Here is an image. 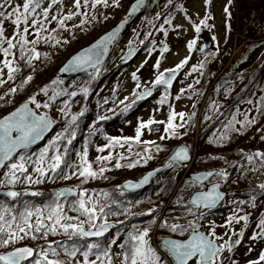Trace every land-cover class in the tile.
<instances>
[{
	"label": "trees",
	"instance_id": "trees-1",
	"mask_svg": "<svg viewBox=\"0 0 264 264\" xmlns=\"http://www.w3.org/2000/svg\"><path fill=\"white\" fill-rule=\"evenodd\" d=\"M131 1L132 0H130V2ZM158 1L159 0H148L143 14L147 15L151 7L157 6ZM249 26L251 27V31L246 34V36L249 38V41L242 42L239 40L241 43L240 45L246 47V50L242 55V60L237 62L233 61V58L237 54L236 52L227 68L219 75L205 100L204 98L206 96L207 89L210 86L211 80L213 79V72L215 68L220 71L224 67L220 57L223 54L230 56L231 47L228 42L224 46L223 50H220L221 47L217 48L216 50L203 48L204 51L199 53L197 63L194 67L197 69L195 72L198 74V82H200L201 85L199 95L200 100H204V102L202 107L200 103L196 105L194 113L187 120V125L179 132V135L175 137H167V134L165 133L164 136L166 138H159L158 140H148L143 136L141 137V141H154L155 144L136 143L135 141L130 140L129 143L132 145V150L128 152L127 155L123 156L127 157L126 159H119L121 155H115L112 157L111 161L98 162L97 159L87 160L93 171L99 172L101 167H104L107 170L102 175H98L96 178L89 177L86 182L84 177H80L78 175V171L76 175H72L73 168H66L64 165L61 166L63 171L57 170L56 173L49 172L45 177L38 176L37 178H33V180L39 179L43 182L32 183L31 185H29L28 181L24 179V177L28 175L27 172L24 174L20 173L18 175V180L14 184L7 183L8 178L6 176L5 178L1 179V182L3 183L0 185V191L15 189L18 190L21 195L13 200L0 194V214H5L4 209L9 208L11 211L6 214L9 218L12 215H17L19 212L24 211L25 202L28 203V206L32 208L33 211L36 207L48 209L47 206L52 205L53 201L57 199L56 190L60 183H64L65 185L74 188L78 192L77 197L74 199L59 200L60 203L64 204L65 215L79 217V220L81 221L87 220V217L81 216L78 211L70 210L71 202L80 199V194L84 192L83 198L85 200H91V203L87 206H94L96 209L95 224L99 226L105 222L115 223V228L111 231L110 236L113 235V237H117L118 234L117 239H120L121 243H124V241L128 239L127 234L133 231V226H145L146 228L150 227L152 230L154 225L151 224V221H157L166 200L170 198L173 192L174 193L171 199L173 204L170 205L171 208H166L159 224L163 223L164 221H167L168 223L185 224L188 221H191L192 218H196L197 220V218L201 216V213H203V218L199 220L200 222L206 217V215H209L210 212L197 211L188 203V198L191 195V192L189 193L188 187L191 186V188L195 189L198 186L195 183L190 182L184 176L176 188L178 180L183 176L186 170L185 166L181 167L176 164L174 167L161 169L157 173L149 188L145 192V194L148 196L147 200L150 201L144 204V209H151L154 207L153 205L155 203H160V206L151 215H146L144 213H131V207L137 203V196L129 195L127 193H120L118 190V186L122 181L127 179L137 180L146 171L166 164L169 155L180 143L186 144L189 147L190 152L195 145L196 151L194 159L188 171H198L200 169L227 171L228 178L226 181L218 176L215 177L218 180L222 179L221 185L223 188L229 189V191L226 193L231 199V203H228V200L226 199L224 204L217 208V213H222L226 208L232 206L242 204L247 205V203H252L253 197H255V200L264 199V190L259 188L260 184L258 177L260 174L258 172L245 186L239 187L237 189H235L237 184L234 186L235 182L233 181V174L231 173V170L234 169L235 166L243 168L242 162L247 160L246 154H253L257 151L264 153L263 139L261 138L264 137V104L261 103V101L264 100V97L259 95L264 90V65H261L264 55H262L260 60L255 62L256 64L253 68L251 64L250 70L248 68L249 64L247 60L249 51L255 49L259 43L264 44V16L260 13L257 15V19L249 23ZM59 31V29L53 31V39L56 38V36L59 34ZM152 40L153 36L151 34L145 40V49L151 47ZM145 49L139 50V55L143 54ZM243 59H246L245 62ZM201 64H203V67H200ZM31 67L32 66H30V70L28 71L26 77L15 86L16 91H22L19 101H25L29 98L28 91L31 92L29 95H32L33 93L46 95L41 91V89L47 88L48 90L49 88H53L57 94H55L53 97L54 99H48L47 97V103L51 106H58V101L63 100L66 97L64 88H59L60 85L63 86L65 84V80L60 79L56 75V69L52 72V74H50V76H45L36 72L35 69H31ZM237 67L241 71H238ZM101 68H104V66ZM110 71L112 72L113 70ZM31 72H33L32 81L30 80L29 82L25 83L27 78L31 76ZM103 72L107 71L104 69ZM100 73L95 78H92L93 73L83 75V77L87 78L88 80L89 90L91 92H94V90L97 89V86L101 81ZM54 81H56V83H53ZM238 83H240V89L234 92V88L238 85ZM11 85H14V83H11ZM226 88L228 89L229 94L233 93V95L228 98L224 97V90ZM163 92L165 95L171 93V91L168 90H163ZM73 98L74 97H72V100L67 102V107L71 106ZM9 100L10 96L6 98V101L11 103ZM248 101H251L252 103H248ZM87 102V98L83 99L79 107H72L71 109L67 110H72V112L75 113L74 116L77 117L75 123L72 121V115L70 116L68 112L63 113L59 111L57 117L53 120V137L49 138L53 134L52 133L42 144L36 146L35 148L25 149L20 154L14 156L9 161V163L14 162L15 157H20L22 154L31 155L32 160L28 164V167L29 172L33 173V162L36 161L39 153L49 144L50 141H52V139L54 140L60 133H65V129H67L69 132H76V139L73 140L71 145L67 144L66 140L60 141V150L63 152L64 149L67 148L68 153L65 157L66 163L68 165H74L77 169H79L81 165L79 154L83 152L85 147L87 148L88 152L87 157H89V152L97 150L95 142L98 145L97 140L104 137L106 130L105 124L113 123L110 117L105 120H99L97 118L93 119L91 115H94L96 111L87 106ZM131 102H127V104H130ZM12 105L14 104H0V116L7 112ZM138 107L139 104L136 102L131 108H129L127 112L122 111L121 114L114 116L113 121L120 122L123 118L125 119V117H127L130 112L136 110ZM82 112L83 115H80ZM197 117L200 123L198 128L196 127ZM246 117L247 120H255V123L247 124L246 127L242 126ZM236 121H239L240 123H237ZM226 122L229 123L227 124ZM230 123L234 124L235 128L239 131L229 130L228 125ZM90 132L93 134L90 135ZM225 132H227L229 137L228 142L225 145L217 146L209 143L210 140L225 134ZM156 145H159L162 150L157 151ZM124 146L128 145L125 144ZM111 149H119V147H114ZM145 149H150V151L146 152ZM137 153L140 155H137ZM52 154L53 152L50 150L49 156ZM148 155H150L152 158L148 159L146 162L145 160L141 159V156ZM211 156H223L224 159H211ZM136 160H140V163L136 167H127L128 164L133 163ZM117 162L123 166L119 168L115 167ZM249 164L255 168V170H257V168L260 167L261 161L257 159L255 164ZM65 174L71 176V178H59ZM261 176L264 175L261 174ZM26 188L37 189L40 195L35 198L28 197L24 194V190ZM175 199L178 201L177 203H175ZM138 201H142V199ZM143 202H145V200ZM100 208L104 209L103 213L100 212ZM188 209H192V212L190 213ZM192 213H194V215ZM77 222L79 221H62V223ZM22 223L23 222L19 219L16 222H13L10 231H16L18 235H22L23 241L11 242L5 247H0V252L8 250L9 247L13 248L21 245H28L35 248V257H38L37 253H39L41 249H47V243L52 242V248H56L60 255L53 256L49 251V259H58L64 261L65 264H77L76 260L70 261V258L64 253L63 249L59 247V245L71 246L73 243V240L68 239V236L63 232L62 229L58 227L57 233L55 235L49 233L46 239L38 238L33 240L30 236H26L24 233L18 231L17 225H22ZM49 223L51 222L47 221V224ZM7 226L8 225L5 224V227ZM84 227L85 229H89L90 225L85 222ZM248 227H250V225ZM186 234L187 233H185L184 236ZM164 235L178 238L182 237L179 233H172L167 228H157L155 240L158 242V238ZM54 237L59 238L60 240L62 238L63 240L57 241L53 239ZM102 239L107 240L108 237ZM94 241L96 240L87 242ZM78 242L83 243L84 241L81 240ZM161 251L163 250L161 249ZM233 255L234 253L230 252V260H228L229 264H231V260H233ZM25 264H32V262L30 261Z\"/></svg>",
	"mask_w": 264,
	"mask_h": 264
},
{
	"label": "rangeland",
	"instance_id": "rangeland-1",
	"mask_svg": "<svg viewBox=\"0 0 264 264\" xmlns=\"http://www.w3.org/2000/svg\"><path fill=\"white\" fill-rule=\"evenodd\" d=\"M258 1L259 0H232V3L229 5L228 0H211L210 4H206L205 0H172L171 3H168V0H159L157 6L151 7L147 15L143 14L140 17H137V19L133 20L128 25L127 30H125L120 40L114 44L104 68H99L93 72L92 78H95L101 72V81L94 92L89 90L87 78L81 76L70 79L69 81H65L63 86H59L61 89L64 88L66 97L63 99L64 101H58V106H51L47 103V97L48 99H53L55 94H57L53 88H49L46 95L36 93L29 95L28 93L29 98L33 96L36 97L37 103H39L41 107L37 108L35 104H31L38 114L45 112L50 118L54 120V118L57 117L59 111L63 113L68 112L70 116L72 115L74 117L75 113L72 112V110H67L71 109L72 107H79L82 100L87 98V106L96 111L94 115H91L93 119H98L101 116L109 118L112 116V114L114 117L122 113V110L125 108L127 102H131L136 99V96L133 95L134 92L139 94L145 88L153 86V81L160 73H163L168 69L175 68V66L182 60H184L186 57H189L188 63L184 69L185 71L188 67V71L185 74H183V71L180 75L181 79L175 83L174 88L171 89V93L167 95V103H158V101L163 96H165L163 90H161L160 92H156L153 95L154 98L151 101L141 104L136 110L130 112L127 117H125V119L123 118L120 122L113 121L112 124H105L106 130L104 137L97 140L98 145L95 142L97 149L105 147V151L99 152L95 150L89 152V157H87V160H95L100 156H108L110 152L112 157L115 155H127V153L130 152L128 150V146H116V148L119 147V149L114 150L107 148L106 146L108 141L106 140V137L118 138L121 139V141H123V138L135 137L136 128L138 127L140 121L147 122L149 119H153L155 121L166 122L169 113L173 110L176 113L182 112L185 114L184 120H181L179 116H177L176 121H174L176 124H183V127L178 129V132H180L187 125V120L194 113L196 105L199 103L201 104V102L203 103L210 92L208 91L206 93L203 101L200 100L199 95L196 98H191V100L185 98L176 99V97L179 96L177 94L178 91H188L190 87L197 86L198 74L193 71V67L196 65L199 53L201 52L199 49L205 48V42L208 41V49H216L218 46V48L221 47L220 50H223L224 46L229 42V45L232 49L231 53L234 52L235 54V51L237 50V54L234 58L232 57L234 54H232L230 57L227 54H223L220 57L221 62L226 65L232 60V58L233 61L236 62L242 60V55L245 52L246 47L240 45V41H249V38L246 36V34L251 31L249 23L257 19V15L261 13V9L258 7ZM17 2L21 1L17 0ZM81 2L83 5V0H81ZM129 2L130 0H119V6L117 7L115 6V0H108V7H105L101 4L93 8L91 6V0H89L87 7L82 6L80 9H76L73 7L74 0H62L60 4L52 6L50 8L49 18L44 21L45 30H42L39 37H37L36 30L31 29V35H34V38L28 37L30 41L39 38L42 44H28V49H25L24 51V59H20V46L17 45V48L14 49V52L12 51V56H14V58H7L9 60L14 59V61L12 60L13 67H18L22 64V62H25V66L22 67L18 72L14 73L13 78H23V76L30 70L26 67V61L30 55L28 50L33 47H35V50L38 53H40L42 49L45 50V48L47 52L45 56L41 57L40 55L39 59L35 60L40 63L38 69L34 68L35 71L45 76H50V74H52L55 69L57 72L59 66L75 52V49L82 48L91 43L100 34L109 30L115 23L122 19L128 8ZM49 3L50 0H41V7L43 8L48 6ZM225 6H228L230 16L226 15L224 12ZM58 11L59 15H57ZM76 12L81 14L73 15L71 20L65 21V27L61 28L58 23L59 19L67 16L69 13ZM84 13H87V16H85ZM53 15L57 17L56 20L51 19ZM206 15H211L212 17L207 21L208 25L211 27L205 28L203 25H201V35L199 36V33L195 32L193 25L200 24V21L204 19ZM93 17H95V19H93ZM38 19H43V17L38 16ZM166 19H171L172 23L166 24L164 22ZM82 21L86 22L82 23ZM77 25H79V27H77ZM177 25L180 27L177 28ZM161 27L167 31V35L164 34V31H161ZM56 29L60 30L58 32L59 34L55 39H49V37L52 35V32L54 30L56 31ZM135 33H138L139 35L135 39L136 41H132V37ZM149 33H151L153 36L152 45L151 47L145 49L144 43L146 38L149 36ZM6 35L11 36L12 29L10 33L6 32ZM213 37H215V39H213ZM192 39L197 40V45L196 48L190 52L187 48V43ZM165 45L168 46L169 51L163 53V60L160 62L159 69H157L154 67V65L156 64L157 60H159L161 49ZM131 46L136 47L138 51L142 49H145V51L143 54L137 55L129 64L120 67V61L123 59L124 54ZM150 49L151 51H149ZM1 54L2 53H0V60H3L4 58L1 57ZM248 54L247 60L249 64L248 68L250 70L251 64L253 68L256 64L255 62L260 60L262 55H264V44L259 43V45L252 51H249ZM243 60L245 62L246 59ZM29 65H33L31 69L35 66L34 63L28 64V67ZM261 65H264V58L262 59ZM0 68H3L2 64H0ZM104 69L107 72H103ZM110 70L113 71L111 72ZM237 70L241 71L238 69V67ZM133 73H135L139 79V88L136 87L137 80L133 79ZM216 73H218V69L214 70V75ZM32 75L33 72H31V77L33 79ZM9 81L7 69L4 68L3 71L0 72V82H2L0 83V91L4 85L6 89H14L11 86H8L7 83ZM83 89H87V94L83 92ZM73 92L76 93L75 96L71 95ZM10 94H12L9 100L11 103H8L6 100L4 103L9 105L14 104L10 107V109H12L14 106L20 103L19 97L22 95V91L18 90L15 92H10ZM259 95L264 97V90ZM72 97L75 99L73 98L71 106L67 107L66 104L69 100H72ZM27 101H30V99ZM121 101L124 103H121ZM44 104H48L49 107H43ZM229 122L226 123L228 124ZM196 125L198 128L200 125L199 120L196 122ZM165 127L166 124H162V127L159 130L150 131L149 129H145L142 136L148 140H158L161 138V136L165 135ZM53 135L54 133L49 138L53 137ZM81 155L82 152L79 154L80 160ZM12 163H20L19 157H15V160ZM12 163H7L1 170L0 185L3 183L1 182V179L6 177L5 173L10 171L8 166ZM29 163L30 161H27L25 165L28 168L27 174L31 175L32 178H37L39 174L34 170L35 164H33L32 173L29 172ZM242 163L243 168L235 166V168L231 170V173L233 174V181L235 182L234 186L237 184L235 189L245 186L249 181L252 180L251 178H253L257 172L260 174L258 177L259 184L264 183V176H261V174L264 175V167L260 166L257 168V170H255V168H253L247 162V160ZM19 174L20 172H17V176ZM212 182L222 183V179L218 180L213 178L208 184ZM28 184L31 185L32 183L28 182ZM61 186L67 185L60 183L59 187ZM197 186L198 187L195 189L189 186V193L202 190L205 185ZM223 189L226 192L229 191L228 188ZM226 199L228 200V203H231V199L228 196ZM148 201L150 200H147L143 203L138 202L133 205L130 209L131 213L143 214L144 212L142 209L145 208L144 204ZM177 202L178 201L175 199V203ZM171 204H173L172 201L168 199L166 200L163 208L166 206L171 208ZM252 204L253 202L247 203V205L242 204L226 208L222 213H212L206 215V217L199 222L200 229L206 232V234H208L210 231V225L214 223L216 225V235L218 237H223V240H228L229 236L236 235L243 229L247 230L243 239L244 241L240 243L238 248L231 251L234 253L233 260L236 262V264H249L250 261L258 259L260 252L264 251V239H257L256 241L251 240V236L259 231V228L257 227L259 220L264 219V199H256L255 207H253ZM154 206L155 207H153V209H156L160 206V203L157 205L155 203ZM41 209L43 211L44 217H46L48 215L49 209ZM233 214H237L239 216L248 215L249 218L247 226H245L244 221H240L239 223L234 222L231 225H228L227 220ZM35 220L36 217L33 216L31 222L34 224ZM194 220H196V218H192L191 221ZM47 221L48 220L45 219L44 222L47 223ZM221 225L225 226L221 227ZM249 225L250 227H248ZM137 228L142 230L146 227L137 226ZM19 236L22 237V235ZM112 237L113 235L109 236L108 238ZM223 240H218L217 242L220 244L223 243ZM22 241L23 239H17L14 242ZM120 243V239H117V244ZM150 243L154 247H158L157 242L153 238L150 239ZM115 246L116 245H113L112 248ZM9 249H11V247H9L8 250ZM225 255L230 257V252H226ZM78 260H82V257L79 256ZM225 264H229L228 260L225 261ZM262 264H264V262H262Z\"/></svg>",
	"mask_w": 264,
	"mask_h": 264
},
{
	"label": "snow or ice",
	"instance_id": "snow-or-ice-1",
	"mask_svg": "<svg viewBox=\"0 0 264 264\" xmlns=\"http://www.w3.org/2000/svg\"><path fill=\"white\" fill-rule=\"evenodd\" d=\"M62 2V0H50L48 6L41 7V0H21V2H17V0H0V53L3 54L4 59L0 60V64L3 65V68H0V72L3 71L4 68L7 69L8 79H13V74L18 72L20 69L18 67H13V61L7 59L12 55V50L17 48V45L20 46V59H24V51L25 46L28 44L36 45L40 42L38 39L29 40L27 37L32 34L31 29L36 30V35L39 37L40 32L44 29V21L49 18L50 8L54 5H58ZM172 0H168V3H171ZM206 4H210L211 0H205ZM232 0H228V4L230 5ZM89 4V0H83V5L81 0H74L73 7L76 9H80L82 6L87 7ZM104 5L105 7L109 6L108 0H91V6L95 8L98 5ZM144 0H136V2L131 6L129 16L134 15L136 12L140 10L143 6ZM115 6H119V0H115ZM39 10V11H38ZM224 12L226 15L230 16L228 6H225ZM81 13H69L67 16L59 19L58 23L61 28L65 27V21L71 20L73 15H80ZM87 16V13H84ZM38 16H42L43 19H38ZM211 15H206L204 19L200 21V24H194L193 27L196 33L201 32V25L203 27L208 28L211 27L208 25L207 21L211 19ZM52 20H56L57 17L53 15L51 17ZM95 19V17H93ZM127 19V17L125 18ZM86 21H82L84 23ZM166 24H171V19H166L164 21ZM6 24L10 25L12 28V35H6ZM79 27V25H77ZM180 27L179 25L176 26ZM161 31H164V34L167 35V31L161 27ZM151 35V33H149ZM51 39V37H49ZM215 39V37H213ZM14 40L16 43H14ZM66 42V41H65ZM6 44V46H4ZM197 40L192 39L187 43V48L191 52L196 48ZM200 51H204L203 48L199 49ZM151 51V49L149 50ZM168 46L165 45L161 49V54L168 52ZM30 55L27 58L26 63L31 64L32 59H39L40 53L36 52L35 47L28 50ZM131 54V53H129ZM189 57H186L179 64L175 66V68L168 69L171 75L165 76L164 73H160L156 79L153 81V87L159 85H166L167 87L172 86V82L175 79V75L178 69H182L188 63ZM92 60V55H87L86 57H78L73 61L74 66H80L81 63H87ZM98 62V60H97ZM155 68L159 69L160 61L157 60L154 65ZM203 67V64L200 65ZM65 70H68L67 68ZM197 69L194 67L193 71ZM32 79L31 76L27 78V81ZM133 79L137 80L136 87H140L139 79L135 73H133ZM25 81V83H27ZM2 83V82H0ZM53 83H56L54 81ZM11 92H15L16 89H11ZM42 92L47 94V88H42ZM83 92L87 94V89H83ZM71 95L75 96L76 93L73 92ZM136 96V99L133 100L130 104H127L125 108L122 110L127 112L129 108L132 107L138 100L145 99L147 96L152 95V91L146 90L139 94L133 93ZM180 97L177 96L176 99ZM4 97L0 96V100H3ZM54 99V98H53ZM127 99V98H126ZM168 101V96H163L158 103L165 104ZM30 103L35 104L37 108H40L41 105L37 103L36 97L33 96L30 98ZM121 103H124L121 101ZM248 103H252L248 101ZM264 104V100L261 101ZM43 107H49L48 104H44ZM259 110V109H258ZM83 115V112L80 113ZM177 116L181 120H184V113H176L174 110L171 111L168 115L167 121H155L153 119H149L147 122L140 121L138 127L136 128L135 137L132 138H123V143H121V139L106 137L108 141L107 148L111 149L116 146L124 147L125 144L128 145V150L131 151L132 145L129 143L130 140L135 141L136 143H150L155 144L154 141H141V137L144 133L145 129L155 130L151 126L159 123L166 124L165 133L167 137H175L179 135L178 129L183 127V124H176ZM207 118V117H206ZM77 117H73L72 121L75 123ZM99 120L107 119V117H99ZM240 123L239 121H236ZM51 121L47 118L46 115H37L31 108L28 106V102L24 103L21 107L17 108L15 111L11 112V114L5 116L3 119H0V167H4V162L11 159L14 152L17 149H27L30 145L36 143L37 141L43 139V134L50 128ZM255 123V120H247L245 118V122L242 126L246 127L247 124ZM70 127V126H69ZM228 129L231 131H239L235 128L234 124L230 123L228 125ZM94 131V129H93ZM17 133L15 138H13V133ZM93 134L92 132L89 133ZM165 136H161V139H165ZM264 139V137H261ZM76 139V132H69L65 129V133H60L57 137L50 141L49 144L43 148V150L39 153L35 164V172L39 174L40 177H45L49 172L56 173L57 170L62 169V165L66 168H73L72 175H76L78 171V175L80 177L85 178V182L89 177L96 178L98 175H102L107 169L101 167L99 172L93 171L90 164L87 162V148L82 152L81 155V165L79 169L74 165H68L65 161V157L68 153L67 148L62 152L60 150L59 142L66 140L67 144L71 145L73 140ZM227 132L225 134L210 140L209 143L217 146H223L228 142ZM50 150L53 152L51 156H49ZM156 150H162L159 145H156ZM97 151L104 152L105 147L98 148ZM145 151H150V149H145ZM137 155H140L137 153ZM247 160L249 163L255 164L256 160H260L261 167H264V153L255 152L253 154H246ZM127 157L120 156L119 159H126ZM150 155L141 156V159L145 160L151 159ZM211 159H224L223 156L215 157L211 156ZM20 163H12L9 165L10 171L5 173L7 176V183L14 184L18 180L17 172L24 174L28 171V168L25 166L27 161H31V155L22 154L19 157ZM112 155L111 152L108 156H100L97 157V161H111ZM190 160V155L187 147L180 148L177 150L173 156L170 158L168 167H174L178 162H187ZM47 162V164H46ZM140 163V160H136L133 163L127 165V167L132 168L136 167ZM46 165V166H45ZM119 162L116 163L115 167H122ZM234 166V165H233ZM152 173H149L148 176L144 177V179L138 184L129 185L132 188H138L142 186L143 183H146ZM216 175L223 180H227L228 173L226 170L216 171L215 173L209 171L201 176H197V180H206L208 177ZM59 178L70 179L71 176L65 174L64 176H60ZM26 181L29 183H41L42 180H33L31 175H27L24 177ZM219 185H213V188L210 192L198 195L194 198L190 203L196 207H205L211 208L216 206V204L222 199L223 193H219L216 189ZM259 188L264 190V184H260ZM72 190L69 189L65 192L56 193L57 199L53 201L52 205H48V215L44 217L43 211L41 208L36 207L34 211L32 208L28 206V203L25 202L24 211L19 212L17 215H12L10 218L6 215L11 211L9 208L4 209L5 214H0V247H5L9 243L14 242L17 239H23V237L19 236L16 231H10L12 228L13 222H16L18 219L23 223L22 225L18 224L17 228L19 232L24 233L26 236H30L31 239L35 240L38 237L34 233L41 234L39 238H46L49 233L55 235L57 233V228L63 230V232L68 236V239L73 240L71 246L59 245L60 248L63 249L64 253L71 260H76L77 264H225V261L230 260V258L225 255L226 252H231L235 245L240 243L239 239L233 240L231 236H229L228 240H223V237H218L216 235V225L212 223L210 225V231L208 234L200 231L199 220L203 218V213L201 216L194 221H188L185 224L181 223H168L164 221L163 223L157 224V221L152 220L151 224L156 225L158 228H167L172 233H179L182 237L185 233H188L187 237L184 239H166L160 244L158 247H154L150 243V231L151 228L139 229L133 226V231L129 232L128 239L124 241V243L117 244V237L108 238L104 240L102 238L105 237V234L108 233L109 227L107 223H103L99 226L95 224L96 219V209L95 207H88L87 205L91 203V200H85L84 193L80 194V199L77 201L71 202L70 210H75L80 213L81 216L87 217L86 221L79 220V217H71L65 215L64 204L59 202V197L66 195H71ZM6 195L13 200L21 195V193L16 191H8ZM31 195H40V193L33 192ZM54 205V206H53ZM253 207H255V197H253ZM104 209L100 208V212L103 213ZM155 209L149 210L146 215H151ZM191 213L192 209H188ZM194 215V213H192ZM35 216L36 220L33 224L31 222L32 217ZM248 215L239 216L237 214H233L227 220V224L231 225L232 223H239L240 221L245 222V226H247ZM45 219L50 221L51 223L45 224ZM79 221L77 223H62V221ZM87 222L90 225L89 230H85L84 224ZM8 226L5 227L4 225ZM225 225H221L224 227ZM257 227L259 231L254 233L251 236L252 241H256L257 239H264V219H260ZM95 229V231L91 230ZM227 234V233H226ZM242 235V233L236 234ZM96 237L97 240L94 242H87L86 238ZM209 237H212L211 239ZM83 240V243H79L78 241ZM218 240H223V243L218 244ZM116 245L120 251H113L112 246ZM160 249L163 251L161 252ZM49 251L53 256H59L60 253L56 248H52L51 244L47 246V249H41L39 253H37L38 258L34 259L32 264H65L64 261L61 260H51L49 259ZM77 254L82 257V260H77ZM34 256V250L30 247L18 248L13 252L8 253L7 255H0V262L2 264H21L22 261L28 260ZM94 257V258H93ZM115 258V259H114ZM264 262V251L260 252L258 259L252 260L249 264H262ZM231 264H236L234 260H231Z\"/></svg>",
	"mask_w": 264,
	"mask_h": 264
},
{
	"label": "water",
	"instance_id": "water-1",
	"mask_svg": "<svg viewBox=\"0 0 264 264\" xmlns=\"http://www.w3.org/2000/svg\"><path fill=\"white\" fill-rule=\"evenodd\" d=\"M136 2V0L132 1L129 5H128V8L125 12V16L123 19L119 20L117 23H115L109 30L105 31L103 34H101L99 37H97L93 42H91L90 44L86 45L85 47L79 49L77 52H75L74 54H72L63 64L62 66H60V68L57 70V75L60 77V78H63V79H67V78H71V77H75V76H78V75H82V74H85V73H89V72H92L94 70H96L99 66L103 65L105 63V61L107 60L109 54H110V50H111V47L113 46V44L115 43V41L125 32L127 26L129 23H131L133 20L137 19V17H140L143 13V9L145 8L146 6V3H147V0H144V4L143 6L140 8V10L138 12H136L134 15H131L129 16V12H130V9H131V6ZM258 7L261 9V13L262 15L264 16V0H259L258 1ZM127 17V19H125ZM138 33H135L134 36L132 37V41H135V39L138 37ZM131 53V54H129ZM92 55V60L90 62H87V63H81L80 66H74L73 65V61L78 58V57H86L87 55ZM137 56V49L135 47H130L128 49V51L125 53L124 55V58L123 60L120 62V65L121 66H124V65H127L129 64L135 57ZM163 57L164 55H161L160 58H159V61L161 62L163 60ZM98 60V62H97ZM186 65L182 68V69H178L177 70V73L175 75V79L173 80L172 82V86L170 88L173 87L176 79L178 78L179 74L185 69ZM68 69V70H65V69ZM164 75L167 77L169 75H171V73L169 72H165ZM156 87H163V88H167V89H170L169 87H167L166 85H159V86H155V87H152V88H148V89H145L144 91L146 90H151L152 93L153 91L155 90ZM152 96V95H151ZM151 96H147L145 99H142V100H138L139 102H146L148 100L151 99ZM24 103L26 102H23L21 104H19L18 106H16L13 110L9 111L8 113H6L5 115H3L0 119H3L5 116L11 114V112L15 111L17 108L21 107ZM28 106L29 108H31L35 113V109L33 108L32 104L28 102ZM38 116L39 115H46L47 118L52 122L51 123V126L50 128L43 134V139L37 141L36 143L30 145L28 148L32 147V148H35L36 146H39L40 144H42L49 136L50 134L53 132L54 128H53V121L52 119L45 113V112H42L40 114L36 113ZM153 129H159L161 127V124L157 123L153 126H151ZM17 135V133H13V138H15V136ZM183 147H187L188 149V152H189V155H190V160L187 161V162H178L177 164H179L180 166H189L190 163L192 162V155L190 154V151H189V147L185 144H180L178 145L172 152L171 154L169 155L168 157V162L163 165V166H159V167H156L152 170H149L147 171L143 176H141L138 180H125L123 181L120 186H119V189L122 191V192H128V193H137L139 191H144L146 190L152 179L155 177V175L161 170V169H166L168 168V164H169V161H170V158L173 156V154L179 150L180 148H183ZM24 149H17L16 152L13 153L12 157L20 152H22ZM10 160V159H9ZM5 161L4 162V165L9 161ZM3 167H0V170L2 169ZM209 171H212V172H216L215 170H207V171H199V172H195V173H192V172H189L186 177L187 179H189L190 181H193L195 183H197L198 185H204L206 184L213 176L211 177H208L206 180H197L196 177L197 176H201ZM149 173H152V175L149 177L148 181L146 183H143L142 186L138 187V188H132L130 187L129 185L131 184H138L140 183L144 177L148 176ZM219 185V187L216 189L217 192L219 193H223V197L222 199L216 204V206L214 207H211V208H205V207H196L194 205H192L190 203V201H192L194 198H196L198 195L204 193H208L212 190L213 188V185ZM71 189L72 190V194L71 195H66L65 196H61L59 197V200L61 199H64V198H74L77 196L78 192L71 188V187H61L57 190V193L59 192H65L67 190ZM8 191H16V190H8ZM8 191H5V192H0V194H3L4 196L8 197L6 195V193ZM17 192V191H16ZM33 192H37V190L35 189H28L25 191V194L29 197H36L37 195H31V193ZM226 196V193L224 191L221 190V185L220 183H213V184H210V185H207L203 190H200V191H196L194 192L190 198H189V204L199 210V211H206V210H215L217 209V207L219 206V204L223 201V199L225 198ZM10 198V197H8ZM108 227H109V231L108 233L111 231V229L114 227V224L113 223H107ZM85 230H89V229H85ZM93 231H95V229H91ZM200 230V229H199ZM202 231V230H200ZM203 232V231H202ZM105 234V236H107V234ZM205 233V232H204ZM239 233H242V235H236V236H233L232 239L233 240H236V239H239L240 242L243 241L244 239V236H245V229H243L242 231H239L237 234ZM206 234V233H205ZM211 239V237H209ZM87 240H91V239H97L96 237H90V238H86ZM166 239H177V238H173V237H162L159 241V244H162L164 240ZM218 243V242H217ZM219 244V243H218ZM239 245V244H238ZM238 245H235L233 247V250L236 249V247ZM25 247H28V246H22V247H16L12 250H9L7 252H3V253H0V255H7L8 253L10 252H13L15 251L16 249L18 248H25ZM31 248V247H30ZM33 258V257H32ZM32 258H29L28 260H25V261H22L21 264L27 262V261H30ZM2 264V262H0Z\"/></svg>",
	"mask_w": 264,
	"mask_h": 264
},
{
	"label": "flooded vegetation",
	"instance_id": "flooded-vegetation-1",
	"mask_svg": "<svg viewBox=\"0 0 264 264\" xmlns=\"http://www.w3.org/2000/svg\"><path fill=\"white\" fill-rule=\"evenodd\" d=\"M21 1V0H20ZM6 32H11V26L10 25H7L6 24ZM199 36L201 35V33L200 34H198ZM28 37H32V38H34V35H30V36H28ZM27 37V38H28ZM200 38H202V37H200ZM53 38H52V35H51V40H52ZM14 43H16V41L14 40ZM39 44H42L41 43V40H40V42L38 43V45ZM6 45V44H5ZM19 45V44H18ZM44 48H45V46H44ZM25 49H28V45L27 46H25ZM43 50V49H42ZM40 51V55H41V57L42 56H45V54H47V52H46V48H45V50H43V51ZM13 52H14V49L12 50ZM2 56L1 57H3V54H1ZM47 57V56H46ZM4 58V57H3ZM8 58H14V56H9ZM13 61H14V59H12ZM36 59H32V63H34L35 64V66L32 68V69H34V68H36L37 69V67H38V62L37 61H35ZM25 66V62H22V64L20 65V66H18V68L21 70V68L22 67H24ZM30 66H33V65H29V67H28V64L26 65V67L27 68H30ZM188 71V67H187V69L183 72V74H185L186 72ZM182 74V73H181ZM26 75L27 74H25L24 76H23V78H20V79H17V78H13V79H11L7 84H8V86H11L12 88H14L15 89V86H16V84H18L19 82H21L25 77H26ZM181 79V76H179L178 77V79L176 80V82L178 81V80H180ZM11 83H14V85H11ZM175 86V85H174ZM200 89H201V85H200V82H197V86L196 87H194V86H192V87H190V89L188 90V91H178V95H179V97L181 98V99H183V98H185V99H189V100H191V98H196L198 95H200ZM240 89V85L238 84L235 88H234V92H236V90H239ZM162 89H158L156 92L158 93V92H160ZM10 89H6L5 88V85L2 87V89H1V91H0V96H3L4 97V99L3 100H0V104H4V101L6 100V98L7 97H9V96H11L12 94H10ZM224 97H226V98H228V97H230V96H232L233 95V93H231V94H229L228 93V89L226 88L225 90H224ZM28 93H31V92H29L28 91ZM179 98V99H180ZM28 99H30V98H28ZM27 99V100H28ZM20 103H22L21 101H19ZM19 103V104H20ZM19 104H17V105H19ZM16 105V106H17ZM15 107V106H14ZM13 107V108H14ZM12 108V109H13ZM12 109H9V110H12ZM8 110V111H9ZM7 111V112H8ZM7 112H5L3 115H5ZM3 115H1V116H3ZM0 116V117H1ZM112 122H113V116H112ZM133 195H136L137 196V200L136 201H138V200H140V199H144V198H146L147 197V194H141V193H137V194H133ZM159 203V202H158ZM157 203V204H158ZM156 204V205H157ZM155 207V206H154ZM157 209V208H156ZM155 209V210H156ZM33 234L34 235H36L38 238L39 237H41V234H39V233H34L33 232ZM187 235H188V233L184 236V237H181V238H178V237H175V238H178V239H184V238H186L187 237ZM167 236H169V235H167ZM170 237H174V236H170ZM39 239H46V238H39ZM53 239H55V240H60L59 238H56V237H54ZM63 239L61 238V240L60 241H62ZM49 244H51V246L53 245V243L51 242V243H47V246L49 245ZM46 246V247H47ZM30 247H32V246H30ZM32 248H34V247H32ZM35 249V248H34ZM36 258H38V257H35V255H34V257H33V259H32V261L31 262H33V260L34 259H36ZM27 263V262H26Z\"/></svg>",
	"mask_w": 264,
	"mask_h": 264
},
{
	"label": "built area",
	"instance_id": "built-area-1",
	"mask_svg": "<svg viewBox=\"0 0 264 264\" xmlns=\"http://www.w3.org/2000/svg\"><path fill=\"white\" fill-rule=\"evenodd\" d=\"M116 252H119L118 250H116Z\"/></svg>",
	"mask_w": 264,
	"mask_h": 264
},
{
	"label": "bare ground",
	"instance_id": "bare-ground-1",
	"mask_svg": "<svg viewBox=\"0 0 264 264\" xmlns=\"http://www.w3.org/2000/svg\"><path fill=\"white\" fill-rule=\"evenodd\" d=\"M262 14V13H261Z\"/></svg>",
	"mask_w": 264,
	"mask_h": 264
}]
</instances>
